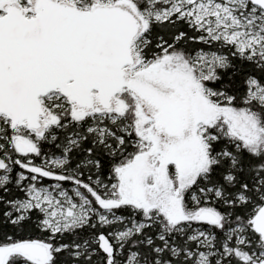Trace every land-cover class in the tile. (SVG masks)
Returning a JSON list of instances; mask_svg holds the SVG:
<instances>
[{"label": "snow or ice", "instance_id": "snow-or-ice-1", "mask_svg": "<svg viewBox=\"0 0 264 264\" xmlns=\"http://www.w3.org/2000/svg\"><path fill=\"white\" fill-rule=\"evenodd\" d=\"M0 264H264V0H0Z\"/></svg>", "mask_w": 264, "mask_h": 264}]
</instances>
